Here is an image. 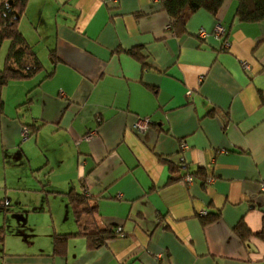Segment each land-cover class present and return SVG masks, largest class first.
<instances>
[{
    "label": "crops",
    "instance_id": "obj_1",
    "mask_svg": "<svg viewBox=\"0 0 264 264\" xmlns=\"http://www.w3.org/2000/svg\"><path fill=\"white\" fill-rule=\"evenodd\" d=\"M41 2L18 23L39 27V42L23 34L45 69L1 94L2 160L22 163L14 179L24 186H10L17 198L0 194L12 213L0 224V264H264V21L237 22L225 0L226 38L212 35L218 20L203 8L170 36L158 0ZM137 46L146 66L125 52ZM71 190L87 191L95 221L123 234L95 249L77 236L54 256L53 234L76 231ZM39 202L54 222L27 230Z\"/></svg>",
    "mask_w": 264,
    "mask_h": 264
},
{
    "label": "trees",
    "instance_id": "obj_2",
    "mask_svg": "<svg viewBox=\"0 0 264 264\" xmlns=\"http://www.w3.org/2000/svg\"><path fill=\"white\" fill-rule=\"evenodd\" d=\"M162 11L168 16V35L179 36L185 32V23L189 16L197 9L203 8L212 14L220 23L217 13L223 6L225 0H158ZM235 9L234 19L241 23H256L264 21V0H233ZM28 0H4L0 2V45L4 40H9L4 56L3 67L0 68V112L2 111L1 94L5 86L11 80H25L37 75L45 69L41 59L33 50V45L28 42L24 34L17 27L20 16L24 13ZM228 29L221 37L226 38ZM227 39L224 40L223 44ZM131 57L140 61L142 66L144 57L140 54V47H132L125 50ZM48 58L51 61L58 60L55 49H49ZM29 132V131H28ZM171 179L169 178V181ZM206 180V179H205ZM71 206L76 231L68 233H54L52 236V254L54 256H64L67 251V243L70 239L82 236L86 240L89 249H95L114 236L110 227L99 225L94 218V207L89 205L88 197L84 193H77L71 190L65 193ZM5 205L4 200H0V208ZM83 216V217H82ZM207 216H205L206 218ZM212 215L207 220L215 219ZM117 228V227H116ZM122 231V227H121ZM235 231L242 238L249 235L242 221L238 222ZM236 233V234H237ZM123 234V231H122ZM264 238V234H259ZM5 236L4 226H0V243Z\"/></svg>",
    "mask_w": 264,
    "mask_h": 264
},
{
    "label": "rangeland",
    "instance_id": "obj_3",
    "mask_svg": "<svg viewBox=\"0 0 264 264\" xmlns=\"http://www.w3.org/2000/svg\"><path fill=\"white\" fill-rule=\"evenodd\" d=\"M2 1H4V0H0V2H2ZM41 1L42 0H30V1L28 0V2H27L28 5L26 4L27 10L25 7L26 15H31V12L33 10L36 11L40 7V5L43 3ZM45 1L49 2L51 0H44V2ZM25 10H24V12H25ZM35 26L36 25H31L30 20L26 19L25 16H23V18L18 23V28L20 29V31L22 33H23V31L26 32L27 37L29 38V40H31V42H35V41L39 42L38 37L39 36L41 37L40 29H39V27H37V30L35 31L34 30ZM8 43H9V40H4L0 45V68L3 67L4 56H5L7 47H8ZM50 46H52V39L49 40L48 42H45V43L44 42L39 43L37 45V48H42V47L50 48ZM46 52H47V50L45 49V55H46ZM38 55L40 56L41 60L45 61V56H42L40 54H38ZM21 138L24 139L23 141H26L29 139L27 137H26L27 139L23 138L21 135V132H20V139ZM7 160H11V158L7 157ZM22 173H23L22 163H20L19 161H13V162H8L6 165L2 160V153H1V149H0V194H2L4 196H11L13 198H17L18 196H21V195H18V191L19 192L22 191V190H20V188H22L24 186V184L21 181L17 182L18 180L14 179V177L17 175H21ZM10 186H13L14 188H16V190H17V188H19V190L16 191L14 189H11ZM25 196L28 199L33 198V200H35L36 202L38 201L37 200L38 196L36 195V193L29 192L28 195H24V197ZM39 206L42 207L43 204L41 202H39V204H36L34 207H31V206L27 207V208H29V212L28 213L25 212L26 219H27L25 229L31 230V229H38L40 227L43 228L48 223L50 225L51 218L54 222V218L50 213H48L44 210H37L36 211L34 209V208H39ZM20 207L21 206H19V208ZM27 208H24L21 210L23 211ZM3 214H5L6 217H12V213L0 211V224L3 221ZM71 217L73 218V220L75 219L74 215L72 216V214H71ZM73 223H74V221H73ZM75 227H76V225H75ZM76 228H75V230H76ZM26 232L27 231H25L24 234H27ZM8 239L12 240V239H16V238L14 236H8ZM19 239L22 241V237H19Z\"/></svg>",
    "mask_w": 264,
    "mask_h": 264
},
{
    "label": "built area",
    "instance_id": "obj_4",
    "mask_svg": "<svg viewBox=\"0 0 264 264\" xmlns=\"http://www.w3.org/2000/svg\"><path fill=\"white\" fill-rule=\"evenodd\" d=\"M168 27H169V25H168ZM224 31H225L224 26L221 25L219 22H216L215 25H214V28H213V30H212V35H213L214 37H218V36L222 35V33H223ZM198 35L201 36V37H206V36L209 35V33H208L205 29L201 28V29L198 30ZM245 64H246V63H245ZM188 93H190V91H187V94H188ZM151 123H152V120L149 119L148 117H146V118H137V119L133 122V124H132V128H133V130H134L136 133H143V132H145V131L149 128V125H150ZM28 133H29V132H28V129H27L26 127H23V128L21 129V135H22L23 138H26V137L28 136ZM179 145H180L182 148H185V147H186V143H185L184 141H181V142L179 143ZM181 164H183V162H182ZM183 166H184V165H183ZM185 178H186L187 181H191V177L187 176V177H185ZM84 195H85L86 197L89 196L88 192L85 191V190H84ZM203 213H205V212H203ZM116 231L119 232L120 235H122V231H121V227H120V226H118V227L116 228Z\"/></svg>",
    "mask_w": 264,
    "mask_h": 264
}]
</instances>
